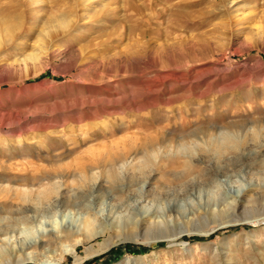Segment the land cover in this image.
Here are the masks:
<instances>
[{
	"label": "rangeland",
	"instance_id": "rangeland-1",
	"mask_svg": "<svg viewBox=\"0 0 264 264\" xmlns=\"http://www.w3.org/2000/svg\"><path fill=\"white\" fill-rule=\"evenodd\" d=\"M249 217L264 0H0V264H264Z\"/></svg>",
	"mask_w": 264,
	"mask_h": 264
},
{
	"label": "bare ground",
	"instance_id": "bare-ground-1",
	"mask_svg": "<svg viewBox=\"0 0 264 264\" xmlns=\"http://www.w3.org/2000/svg\"><path fill=\"white\" fill-rule=\"evenodd\" d=\"M172 11V10H171ZM154 37V36H153ZM152 39V38H151ZM35 178V177H34ZM35 181V180H34ZM31 194V193H30ZM45 195L44 199L47 198L46 195L48 196V194H43V196ZM38 199V198H37ZM39 200V199H38ZM29 202V201H28ZM27 203V201H26ZM30 203V202H29ZM28 203V204H29ZM40 203V202H39ZM238 203V202H236ZM30 206V205H29ZM235 211V210H234ZM39 210L37 208H35V206L33 207H28L26 209V211L24 212V214L21 216L20 219H22L21 221H23L24 223H33L35 222V220L37 219V216L39 215ZM20 215V214H18ZM220 215H222L221 217H223L222 221L221 220H215L213 221L212 223L210 224H203V225H200V226H203L202 229H199V231L205 235H211L215 232H217L218 230L224 228V227H228V226H238V225H242V222L244 221V219H236V218H232L230 216H228L227 213H221ZM17 218V217H16ZM39 218V217H38ZM17 221V220H16ZM245 221H247V224H252V225H262L264 224V219L263 218H257V217H249V219H246ZM15 222V221H14ZM20 222V221H19ZM17 223V222H16ZM16 226V225H15ZM191 231H188V233H190ZM186 233V232H185ZM175 236V235H173ZM172 236V237H173ZM183 236V234H179L173 238H170V239H164V238H160V239H156L153 243V245L158 242L159 240L160 241H164V242H167L168 244H173L175 243L176 241H178L181 237ZM57 236H55L56 238ZM59 238V236L57 237ZM56 238V239H57ZM51 239L53 238H48L47 242H51ZM43 240V239H42ZM37 241V242H34V243H29V244H24L23 247H22V251H24V249H29L31 248L33 245L37 247H43V241L46 242L45 240L43 241ZM42 242V243H41ZM48 243V244H49ZM47 244V243H46ZM2 248V246H0ZM87 252L89 253L90 252V249L87 250ZM26 260V259H25ZM24 259H17L15 262H12V263H8V264H23V262L25 261ZM6 261V260H5ZM9 262V261H8Z\"/></svg>",
	"mask_w": 264,
	"mask_h": 264
}]
</instances>
